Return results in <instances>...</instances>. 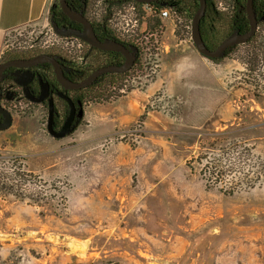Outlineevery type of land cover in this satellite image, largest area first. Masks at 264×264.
<instances>
[{
  "label": "rangeland",
  "instance_id": "374dc122",
  "mask_svg": "<svg viewBox=\"0 0 264 264\" xmlns=\"http://www.w3.org/2000/svg\"><path fill=\"white\" fill-rule=\"evenodd\" d=\"M214 1L218 39L232 2ZM123 5L130 25L132 10ZM145 8L133 27L149 38L134 81L87 96L80 124L63 138L47 132L41 105L17 110L0 131V157L17 156L43 194L37 202L0 198V264H264V178L231 194L209 178L215 164L226 183L245 181L250 167L264 173L257 166L264 162V23L251 42L211 60L195 49L189 16L173 9L159 18ZM49 28L45 20L11 32L0 54L40 50L55 38ZM197 79L199 95L195 85L187 89ZM154 81L159 88L145 105L154 116L130 126L140 134L126 127L100 135L86 121L91 105ZM191 119L202 124L192 127Z\"/></svg>",
  "mask_w": 264,
  "mask_h": 264
},
{
  "label": "flooded vegetation",
  "instance_id": "af4514ba",
  "mask_svg": "<svg viewBox=\"0 0 264 264\" xmlns=\"http://www.w3.org/2000/svg\"><path fill=\"white\" fill-rule=\"evenodd\" d=\"M68 6L75 11L81 12L84 18L91 24L95 37L101 42H116L124 46L127 56L121 51L112 49H101L90 45L83 40V48L80 54H75L73 46L59 44L56 38L65 40L78 38L74 35L57 34L50 21L56 22L58 28L64 32L68 30L83 31V24L70 18L62 11L58 0L52 2L49 9L48 21L51 34L55 36L53 41L44 40L40 50H31L23 53H13L3 51L0 54V127L7 126L6 130L12 126L14 112L19 109H27L30 105H41L47 109L52 102L54 111L52 115V125L55 130H60L70 114L68 99L73 102L72 121L70 125H75L74 130L83 118V103L86 95L98 87H115L122 81H126L132 76V81L138 77V66L143 43L142 38L136 32L121 36L116 31L114 13L123 7V4H133L135 7L147 5L149 10L155 6H164L168 0H157L151 3H140L134 0H66ZM206 11L211 8V0H206ZM198 3V1L196 0ZM232 12L227 30L216 38L214 34L205 33L202 37L209 48H215L223 39L232 33L240 34L249 29V19L247 17L245 3L246 0H231ZM217 8V7H216ZM253 8L256 17V28L253 35L245 42H251L256 36L260 24L264 23V0H253ZM186 13L189 10L185 11ZM154 26H150L149 34ZM147 29V28H146ZM142 36V35H141ZM144 37V35H143ZM145 38V37H144ZM80 39V38H79ZM55 41V42H54ZM238 43L225 49L226 55L237 46ZM32 47V46H31ZM135 48L137 50H135ZM39 54L54 56L60 76L66 84L80 82L91 74L94 70L108 65H122L129 61L130 65L123 72L109 71L98 75L92 82L81 88L65 87L58 79L55 67L51 62H38L30 66H14L9 64L12 60L29 59ZM225 55V56H226ZM224 56V57H225ZM223 58V57H222ZM221 59V58H220ZM82 109V111H81ZM82 115L80 116V114ZM47 124V122H46ZM73 130V131H74ZM71 131V132H73ZM70 132V133H71ZM68 133L67 135H69ZM66 135V136H67ZM54 138V137H53ZM63 138V137H62ZM57 139V138H56ZM60 139V138H59Z\"/></svg>",
  "mask_w": 264,
  "mask_h": 264
},
{
  "label": "crops",
  "instance_id": "0c3cea01",
  "mask_svg": "<svg viewBox=\"0 0 264 264\" xmlns=\"http://www.w3.org/2000/svg\"><path fill=\"white\" fill-rule=\"evenodd\" d=\"M52 2L53 0H0V50L3 48L5 38L9 33L30 24L43 23L48 20ZM186 70V73H192L189 72L188 66ZM196 81V83H194L195 81L190 82L187 89L189 90V88H193L190 87L191 85H195L197 91L193 93L199 95L200 80L197 79ZM158 88V83L154 81L144 88L132 90L116 99L101 104H93L91 106H96L95 112H92L91 108L88 107L85 110V119L89 125L96 128L95 132L100 133V135L110 134L116 129L124 130V128L130 127L140 120L147 123L154 116L155 111H146L145 105L149 95ZM188 124L192 127H199L202 123L194 122L191 119Z\"/></svg>",
  "mask_w": 264,
  "mask_h": 264
},
{
  "label": "water",
  "instance_id": "95a60500",
  "mask_svg": "<svg viewBox=\"0 0 264 264\" xmlns=\"http://www.w3.org/2000/svg\"><path fill=\"white\" fill-rule=\"evenodd\" d=\"M134 1L140 2V3H151V2H154L157 0H134ZM197 1H198L197 9L195 10V12L191 18L190 38H191V41H192L195 49L202 56L209 58V59L222 58L226 55L225 49L227 47H230V46L238 44V43H243V42L247 41L253 35L254 30L256 28V17H255L254 8H253V0H246L245 9H246L247 17L249 19V29L246 32L240 33V34L232 33L231 35H229L228 37L223 39L215 48L207 47V45L205 44V42L203 40L201 31H200V21H201V18L203 17V15L205 13L207 1L206 0H197ZM58 3H59L60 8L62 9V11L64 13H66L70 18L75 19V20H77L83 24V31L80 32V31L68 30L67 32H64L58 28V25L56 24V22L50 21L53 30L57 34L65 35V36L74 35V36L80 38L81 40H83L84 42H86L90 45L97 46L101 49H112V50L121 51L123 54H125L127 56L126 50L124 49L123 45L116 43V42H108V41L101 42V41H99L95 37V34H94V31L92 29L91 24L84 18V16L81 14V12L72 10L68 6L66 0H58ZM135 50H137V49L135 48ZM44 61L51 62L54 65L57 77H58L59 81L65 87H67V88L71 87L74 89L85 87V86L89 85L93 79H95L98 75H100L104 72H109V71L123 72V71L127 70L129 65H130L129 64L130 62L126 61L122 65H108V66L100 67V68L94 70L91 74H89L86 78H84L80 82H76V83H72V84L68 85L65 83V81H63L64 79L60 76L59 71L56 68L57 63L54 59V56H50L47 54H39V55H36V56L29 58V59L12 60L9 62V64L21 67V66H30V65H33L35 63L44 62ZM68 104L70 106V114H69L67 120L64 122L63 126L60 128V130L57 131L53 128V125H52V122H53L52 121V115H53V111H54V106H53L52 102L49 103L48 119H47L46 129H47V132L54 138L59 139V138L65 137L68 133L73 131L75 128V125H72V126L70 125L72 118H73V116H72V111H73V107H74L73 102L68 99ZM81 111H82V109H81ZM81 115H82V113L80 114V116ZM7 126H9V123L6 124L5 126H1L0 129H4Z\"/></svg>",
  "mask_w": 264,
  "mask_h": 264
},
{
  "label": "trees",
  "instance_id": "16d2710c",
  "mask_svg": "<svg viewBox=\"0 0 264 264\" xmlns=\"http://www.w3.org/2000/svg\"><path fill=\"white\" fill-rule=\"evenodd\" d=\"M55 0H53L54 2ZM52 6V5H51ZM198 3L196 0H168L166 5L164 6H155L153 9L156 11L163 8V7H172L176 10L179 14L183 15L184 11L189 10L188 16L191 20L195 10L197 9ZM221 16L219 10L216 8V3L214 0H211V8L209 12L205 10V13L200 21V31L202 36L207 34H215L217 31V24L221 21ZM10 34V33H9ZM220 59V58H218ZM218 59H211V60H218ZM105 87H98L93 89L90 93L86 95L89 96L92 92L102 91ZM101 93V92H100ZM85 97V98H86ZM85 100V99H84ZM7 158V159H6ZM0 157V198H4L7 196H13L15 198L23 200L25 197H28L30 201L37 202L42 199L43 194L40 190V180H35L34 175L32 172L26 169L25 165L22 163H17L18 157L17 156H10V157ZM7 160L6 163H4ZM264 167V162L258 164ZM214 171H210V180L212 181V177H215L213 181L220 182L222 184H218L220 189L223 190L227 194L234 193L238 191L240 188H252L256 184L263 182L264 173L261 174L258 169H254V171L248 170L243 172V178H236L233 176L232 179L226 183L222 181L220 178L223 175L224 169L223 167H219L216 164L214 165ZM263 170V169H262ZM264 172V170H263ZM216 174V175H215ZM218 176V181L217 180ZM220 178V179H219ZM238 179V180H235ZM39 182V184H38ZM31 186H33L31 188ZM37 186V188L35 187Z\"/></svg>",
  "mask_w": 264,
  "mask_h": 264
},
{
  "label": "built area",
  "instance_id": "2783aa9c",
  "mask_svg": "<svg viewBox=\"0 0 264 264\" xmlns=\"http://www.w3.org/2000/svg\"><path fill=\"white\" fill-rule=\"evenodd\" d=\"M122 6H124V5H122ZM145 6H147V5L146 4L143 5L142 6L143 10H140L137 7L133 6V4H129L128 8H130L132 10V13H133V16H134L133 19L130 20L131 23H132L130 25H129L128 22H124L123 21V14L121 13V10H120L121 8L114 13V16H113V19L115 20V24L114 25L116 26V31L121 36L125 37L128 32H129V34H133V32H134L133 27L136 26V24L138 23V20H139L137 14L141 13L142 11H145L146 10ZM148 9H151V8H148ZM172 10H173L172 7H163L161 9L157 10L158 11L157 14H158L159 18L160 17L161 18L162 17L169 18L171 16L170 12H175V11H172ZM154 12H155V10H154ZM182 17L183 18H187L188 17V13H186L184 11ZM122 23H124L123 26H119V24H122ZM186 24L187 25H185V27L189 30V35H190L191 20L189 18L186 20ZM64 44H66L68 46L70 44V46H69L70 48H71V46L74 45L72 48H74V51H75L74 53L76 55L80 54L81 51H82V48H83V41L81 39H79V38L66 39ZM124 131H126L127 134H131V135L135 136V135L140 134V131H142V128H140L139 125H135V126L130 127V128H128V129H126Z\"/></svg>",
  "mask_w": 264,
  "mask_h": 264
}]
</instances>
